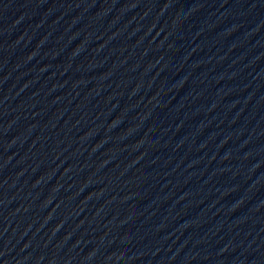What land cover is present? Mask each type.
I'll return each mask as SVG.
<instances>
[{
	"label": "water",
	"instance_id": "1",
	"mask_svg": "<svg viewBox=\"0 0 264 264\" xmlns=\"http://www.w3.org/2000/svg\"><path fill=\"white\" fill-rule=\"evenodd\" d=\"M0 264H264V0H0Z\"/></svg>",
	"mask_w": 264,
	"mask_h": 264
}]
</instances>
